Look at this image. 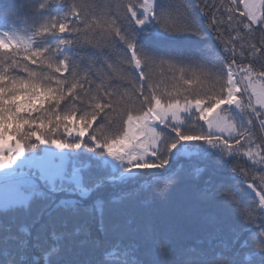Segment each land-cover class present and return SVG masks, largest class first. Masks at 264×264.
<instances>
[{
	"label": "snow or ice",
	"instance_id": "1",
	"mask_svg": "<svg viewBox=\"0 0 264 264\" xmlns=\"http://www.w3.org/2000/svg\"><path fill=\"white\" fill-rule=\"evenodd\" d=\"M0 264H264V0H0Z\"/></svg>",
	"mask_w": 264,
	"mask_h": 264
},
{
	"label": "trees",
	"instance_id": "2",
	"mask_svg": "<svg viewBox=\"0 0 264 264\" xmlns=\"http://www.w3.org/2000/svg\"><path fill=\"white\" fill-rule=\"evenodd\" d=\"M213 39H215V36H213ZM186 195L187 192L183 185L173 189L167 199L158 198L155 201L152 200V194L145 191L144 200L141 203L145 207H153L156 209L159 218L163 219L187 203Z\"/></svg>",
	"mask_w": 264,
	"mask_h": 264
}]
</instances>
